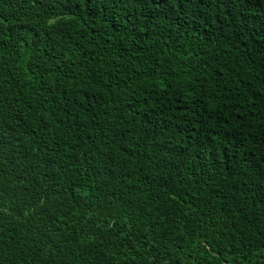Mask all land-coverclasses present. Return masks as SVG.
<instances>
[{"label":"trees","instance_id":"1","mask_svg":"<svg viewBox=\"0 0 264 264\" xmlns=\"http://www.w3.org/2000/svg\"><path fill=\"white\" fill-rule=\"evenodd\" d=\"M0 264H264V0H0Z\"/></svg>","mask_w":264,"mask_h":264}]
</instances>
